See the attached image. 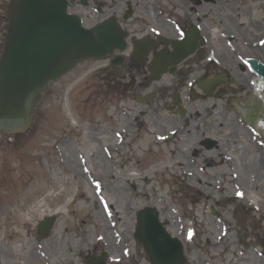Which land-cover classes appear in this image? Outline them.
Masks as SVG:
<instances>
[{"label":"rangeland","instance_id":"obj_1","mask_svg":"<svg viewBox=\"0 0 264 264\" xmlns=\"http://www.w3.org/2000/svg\"><path fill=\"white\" fill-rule=\"evenodd\" d=\"M11 1L0 0V55ZM200 1L192 9L187 0H88L70 9L86 26L115 17L128 42L157 30L176 38V24L197 27L207 45L152 83L150 64L135 67L126 51L112 54L124 57L117 72L109 58L84 61L50 83L26 131L0 130V264H87L103 252L105 264H151L133 237L146 207L182 242L188 264H264V132L254 136L241 118L255 99L241 59L264 62V0ZM213 54L219 65L208 62ZM201 57L208 78L231 81L186 104Z\"/></svg>","mask_w":264,"mask_h":264},{"label":"water","instance_id":"obj_2","mask_svg":"<svg viewBox=\"0 0 264 264\" xmlns=\"http://www.w3.org/2000/svg\"><path fill=\"white\" fill-rule=\"evenodd\" d=\"M10 5L0 55V130L15 133L29 127L33 108L51 80L86 59L125 49L126 33L114 18L84 28L80 17L67 13V0H12ZM197 39V32L192 31L186 41L173 43L174 54L180 51L179 61L193 52ZM167 67H150L152 78L158 79ZM52 222L53 216L39 224L43 236ZM134 237L152 264H185L181 243L166 232L155 209L138 212Z\"/></svg>","mask_w":264,"mask_h":264},{"label":"flooded vegetation","instance_id":"obj_3","mask_svg":"<svg viewBox=\"0 0 264 264\" xmlns=\"http://www.w3.org/2000/svg\"><path fill=\"white\" fill-rule=\"evenodd\" d=\"M70 2H72V3H74L75 5H80L79 4V1L80 0H69ZM96 0H94V2H95ZM189 2H190V4H191V7H195L194 6V0H188ZM127 10H128V6H127ZM125 14H126V12H125ZM132 14V13H131ZM129 15V17H127L126 18V20H128L129 18H131L132 17V15ZM124 17V16H123ZM145 36H147V35H145ZM142 38H144V36L143 35H137V36H135V35H132L131 37H130V41L128 42V46H127V49H126V52H125V59L127 58L128 60H132L133 61V63H135V67H137V68H140V65L139 64H143V65H147V63H149L150 64V62L152 61V59L154 58V55H155V52H157V51H159V50H163L164 48H167V49H170L171 48V44H170V42L168 41V42H164V41H162L160 38H156V37H154V38H149L150 40H152V43L150 44V46H152V48H150L149 50H148V52L145 54V57H144V59L142 60L139 56H137L136 58L135 57H133L132 56V53H133V50H134V44L136 43V40H139V39H142ZM154 43V44H153ZM207 44L206 43H204V45L203 46H206ZM203 46H201L200 48H198V49H203ZM204 50V49H203ZM205 52V51H204ZM147 61H149V62H147ZM201 61L203 62V59H202V57H201V59H199L198 60V62H197V65H196V68H198V70H196V68H195V70H196V73L195 74H197L198 73V71L200 70V69H203L202 71V73L201 74H203V78H204V80L205 79H208V75H209V73L211 72V70H210V66H207V65H203V64H201ZM148 64V65H149ZM148 65L146 66L147 68H148ZM192 67H194V65H192ZM175 71V70H174ZM212 77V76H211ZM211 77H209V78H211ZM146 79L147 80H149L150 79V74L148 73V75H147V77H146ZM195 86L196 87H198V80H195ZM218 89V88H217ZM217 89L214 91V93L217 91ZM197 91H195L193 88H191V90L189 91V94H188V97H189V100L188 101H186L185 103L186 104H189V103H191L194 99H192V98H196V97H201V98H204L205 96H204V92H201V93H196ZM213 93V94H214ZM182 96H183V94H182ZM178 98V97H177ZM177 101V100H176ZM180 112H183V110L182 109H178ZM178 110H176V111H178ZM180 128H181V131L183 132V131H186L187 130V128H186V125L185 124H183V125H180ZM176 131H178V129H176Z\"/></svg>","mask_w":264,"mask_h":264},{"label":"bare ground","instance_id":"obj_4","mask_svg":"<svg viewBox=\"0 0 264 264\" xmlns=\"http://www.w3.org/2000/svg\"><path fill=\"white\" fill-rule=\"evenodd\" d=\"M196 1H200V0H196ZM10 3H9V5L7 6V8L9 9L10 8ZM7 18H8V15H7V17H6V20H7ZM150 48H152V46H146L145 47V49H143V52H145V54L147 53V51L150 49ZM182 51H185V50H182ZM143 52H141L142 54H143ZM180 51L178 50L177 52H176V54H174V50H171V49H167V48H164L163 50H159V51H157V52H155V55H154V58H153V61H152V65H151V67H152V69L154 70L155 68H164V67H167V65H169L167 68H169V67H171L173 70H176V67L178 66V63H180V61H179V57H180V53H179ZM169 63V64H168ZM116 68H117V66H116ZM250 79L252 78V80H259V77H257V75H250V77H249ZM220 80H221V77L219 76L218 77V80H217V82H220ZM203 83H205V81H202V84ZM1 99H0V103H1ZM179 104H176V106L174 107L175 108V110H178V109H184V106L185 105H183V102H178ZM256 104H257V107L254 109V112H253V114H254V119H257V120H259V119H261L262 118V114H264V113H262V111H263V107H264V105L261 103V102H257V100H256ZM5 108V107H4ZM36 108H37V105H35L34 106V108H33V111H32V113H31V120H30V124H31V122H32V119H33V116H34V113H35V110H36ZM250 108V107H249ZM249 108L247 109V111L249 110ZM6 110H7V108H5ZM8 111V110H7ZM6 111V112H7ZM29 127H30V125H29ZM28 127V128H29ZM27 128V129H28ZM27 129H24V131H26ZM10 133H14V132H10ZM237 137H239V136H237ZM238 160H239V165H240V173H242V175H244V172L246 171V167L244 166V163H243V158L240 156V154L238 153ZM254 163H255V165H256V167H258L259 166V163L255 160L254 161ZM258 174L259 175H257L258 176V178H260L262 175H263V173L262 172H258ZM241 175V174H240ZM252 198V197H251ZM247 201H251V200H248L247 199ZM44 221V220H43ZM42 222V221H41ZM40 224V223H39ZM39 226V225H38ZM41 226H43V225H41ZM41 229V228H40ZM39 230V229H38ZM42 236V233H41V235H40V237ZM139 244V243H138ZM34 256V258L36 259V261H38L39 260V257L37 258L35 255H33ZM92 259H90L89 261H87V264H93V260L95 259V260H97V258L94 256V257H91ZM71 264H73V262L71 263ZM185 264H188V261H185Z\"/></svg>","mask_w":264,"mask_h":264}]
</instances>
